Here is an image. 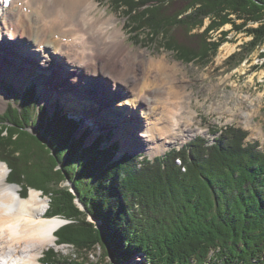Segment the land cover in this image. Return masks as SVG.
<instances>
[{"label": "trees", "instance_id": "1", "mask_svg": "<svg viewBox=\"0 0 264 264\" xmlns=\"http://www.w3.org/2000/svg\"><path fill=\"white\" fill-rule=\"evenodd\" d=\"M111 2L128 16L131 32L146 33L149 40L161 38L166 49L184 60H209L212 50L225 41H213L211 31L227 23L252 37L244 46L247 51L264 43V0ZM206 17L211 22L200 32ZM253 22L258 26H248ZM180 29L187 33L186 43L177 42ZM222 34L226 36L225 31ZM243 59L244 55L238 63ZM39 102L32 84L23 94L22 107L11 105L0 114L6 121L0 124V151L11 155L8 159L0 153V160L7 161L11 168L7 180L22 187V196L28 188L42 190L51 199L47 216L71 220L55 232L58 244L88 248L99 243L115 261L140 252L146 259L142 264H191L192 259L195 264H264V151L257 149L258 143L244 145V130H213L219 133L213 144L200 135L153 159L131 152L115 158L118 142L104 145L101 135L87 145V129L76 135L79 121L62 111L50 115ZM36 111L33 134L27 127ZM174 170L176 179L170 178ZM159 173L166 181L157 177ZM143 174L154 176L156 184L143 180ZM66 179L73 181L87 212L101 220L100 228L86 220L75 195L62 187ZM134 203L138 213L132 211ZM167 211L170 217L157 213ZM142 212L156 216L140 219ZM48 255L41 264H51L48 261L58 254Z\"/></svg>", "mask_w": 264, "mask_h": 264}, {"label": "rangeland", "instance_id": "2", "mask_svg": "<svg viewBox=\"0 0 264 264\" xmlns=\"http://www.w3.org/2000/svg\"><path fill=\"white\" fill-rule=\"evenodd\" d=\"M94 1L97 2L94 11L95 14L100 15L104 13L105 18L114 17L115 20H117V25L124 34V36L121 37L126 38L125 46L127 48L139 52L142 57H154L156 59L165 58L168 59L172 65H178V70L175 74L177 76L176 82L180 84L181 87H186V96H191V98H186L187 102L191 100V104L190 107L187 108L185 115L181 118V121L192 118L191 125L187 127L186 130L183 127V129L181 128L182 131L172 132L173 130H169L165 132L164 136L167 142L163 147H159L157 152H151L144 146L138 148L131 146L126 147V139L119 133L120 126L125 125L123 124L124 121L128 124V127L125 129L126 131L136 132V134L140 135L138 137L140 141L145 140V137L141 136L145 133L142 131L143 123H141L140 120L148 119L146 113L149 111L147 108L141 106H133L134 101L132 98L134 97V91H132L133 97L129 95L128 92H126L128 94L126 96L113 97L109 89L106 93L101 79L97 78L93 81L94 84H88L91 92L87 99L79 97V93L75 90L74 93L64 90L61 92L55 91L54 94H51L50 97L47 98L45 93L48 91L53 93L52 89L57 83L54 81L47 83L44 79L45 73H41L42 78L40 80L36 78L39 69L43 68L40 59H38L39 52L34 53L38 56L37 58L34 54L28 53L31 55L29 56L26 52L13 51L8 47V42L0 45V72L16 71L18 74L24 73V70L21 69L20 62H25L28 58L29 63L31 62L34 66L29 69V74L32 76L28 75L27 81L21 79L20 83H18L11 77L5 76L1 78V85L7 92V98L5 103L0 104V114L9 109L11 105L18 108L22 107L23 94L32 84H35L37 95L40 99L39 105L46 106L50 115L54 112L62 111L63 113H68L73 116L80 122V126L76 132L77 136L86 131V129L89 131V136L86 140L87 145L92 144L96 138H99L101 135L105 138L104 145L118 142L119 150L115 158L121 157L126 152H131L135 154L142 153L148 155L150 159H153L156 156L164 155L174 148H182L196 136L200 135L209 140L208 144H213L214 138L219 136V133L213 130L217 131L228 127L244 130L246 132V138L243 141L244 145H256V143H258L257 149L264 151V43L261 44L260 47L255 48L253 52L247 51L249 47L246 46L244 48V46L247 45V42L251 41L252 37L244 31H237L232 23H227L219 29L211 31L210 36L213 41L217 42L220 38H223L225 41H223L214 52L212 50L209 60L206 59L207 61H205L202 57L184 60L179 58L174 51L166 49L163 46L165 42H163L164 40L162 41L161 38L154 37L152 40H149L151 36L146 33H141L142 35L138 36L135 32H131L132 28L128 26L131 25L128 16L125 15L121 8L112 4L111 0ZM236 21L237 23H241L242 19ZM210 22L211 19L206 17L200 32L203 31ZM248 26L256 27L258 26V22L250 23ZM184 31V29L178 31L179 35L178 33L176 35L177 42L186 43L188 41L186 39L187 33ZM224 31L226 32V36L222 34ZM195 32H197L196 29L192 31L191 34ZM211 39L209 38V40ZM199 45L201 47V43ZM237 52H241L242 54L231 59ZM25 55H27L28 58ZM242 55H244V59L242 61L240 60L238 63ZM4 56L6 58H4ZM59 63L60 66L58 64L59 68L57 72L54 71L53 73L59 75L61 73L64 75L65 71L63 73L62 70L64 67L63 62L59 61ZM7 65H12L15 68H8ZM29 66L32 65L29 64ZM108 84L111 85L113 83L109 82ZM42 85L46 87V90L41 87ZM127 89V85L122 87V91ZM93 91L96 93L94 94ZM106 95H108L109 98L105 99ZM92 103L96 104V109H94L95 106ZM101 108L104 110L107 109L106 113L110 114L109 119H104V116L100 117L99 112H95V110L98 111L101 110ZM37 114L38 111L34 112L32 125L27 127L33 134L37 133ZM126 117L130 119H127V121L125 119ZM0 120V124L6 123V121H3L4 119ZM118 120H120V122ZM107 124L110 125L108 126ZM111 124H114V126ZM128 135L131 134L128 133ZM159 144L160 140L157 143H152V146L156 147ZM0 153L5 157L9 156L8 159H10L11 155L5 149L1 148ZM2 162L8 165L6 160L3 159ZM76 162H79V159H76ZM176 164L181 166V160L177 159ZM140 166L141 165L138 164L137 168L139 169ZM7 167L9 175L11 168L9 165ZM162 168L164 169V167ZM182 170H185L184 166ZM171 173L172 171L169 174ZM176 173L177 170H174L170 178L176 179L177 175H174ZM152 175H154V173ZM141 177L145 181L148 180V182L156 184L153 178L154 176L143 174ZM157 177H161V179L166 178L164 174L161 175L160 173L157 174ZM114 180L116 181V179H113V181ZM143 180L140 178V184H144L142 183ZM161 181L164 182L166 179ZM62 187H67L75 195L74 201L82 211L86 212V220L94 222V224H96L95 226L100 228L102 223L101 220L87 212V207L78 195L73 181L66 179L62 183ZM21 188L20 186V192L22 191ZM32 189L34 188L24 190L23 197L29 196ZM34 190L39 191L42 198L47 200V216L51 199L49 196L44 195L42 190ZM134 205L132 211L138 213L140 211L138 210V204L134 203ZM125 211L131 210L126 209ZM146 213H140L138 218L145 219L146 216L149 215L151 218L156 216L154 212L149 215ZM157 213L166 217L171 216V213L168 211L162 214L159 212ZM56 217L65 220L63 225L71 222V220L65 217ZM57 240V246H48L42 251L38 264H41L40 260L43 257L49 258L48 253L58 254L48 261L51 262V264H142L146 260L145 255L138 252L129 260L115 261L113 256L108 252L106 253L99 243H94L88 248H79L72 243L58 244ZM195 263L196 261L192 259L191 264Z\"/></svg>", "mask_w": 264, "mask_h": 264}, {"label": "bare ground", "instance_id": "3", "mask_svg": "<svg viewBox=\"0 0 264 264\" xmlns=\"http://www.w3.org/2000/svg\"><path fill=\"white\" fill-rule=\"evenodd\" d=\"M96 6L94 0H10L6 7L0 0V45L8 42L11 50L29 56L39 52V58L34 56L40 59L43 68L36 78L40 80L41 73H45L47 83H57L53 93H45L47 98L55 91L75 90L79 97L87 99L91 92L88 84H94L97 78L113 97L128 94L133 97L134 91L133 106L149 111L148 119L140 120L145 140L140 141L136 132L126 131V121L119 133L126 139V147L144 146L157 152L167 142L165 132L182 131L183 127L186 130L191 125L192 118L181 121L191 104L186 98L191 96H186V87L176 82L178 65L165 58L142 57L127 48L117 20L105 18L104 13L95 14ZM59 61L63 62L64 75L53 73L57 72ZM20 66L24 73L0 72V104L7 98L1 78L11 77L18 83L21 79L27 81L29 69L34 65L28 58ZM124 85L128 89L122 91ZM41 87L46 90L44 85ZM92 104L96 109V104ZM107 109L95 112L109 119ZM159 140L160 144L153 147L152 143ZM7 166L0 160V264H38L46 247L57 246L55 232L65 220L46 216L47 200L39 191L32 189L29 196L23 197L20 186L7 180Z\"/></svg>", "mask_w": 264, "mask_h": 264}, {"label": "water", "instance_id": "4", "mask_svg": "<svg viewBox=\"0 0 264 264\" xmlns=\"http://www.w3.org/2000/svg\"><path fill=\"white\" fill-rule=\"evenodd\" d=\"M83 206H84V205H83ZM84 208H85V206H84ZM64 223H65V222H64ZM64 223H63V224H64Z\"/></svg>", "mask_w": 264, "mask_h": 264}]
</instances>
